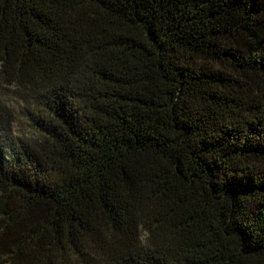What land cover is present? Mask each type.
I'll list each match as a JSON object with an SVG mask.
<instances>
[{"label": "trees", "instance_id": "1", "mask_svg": "<svg viewBox=\"0 0 264 264\" xmlns=\"http://www.w3.org/2000/svg\"><path fill=\"white\" fill-rule=\"evenodd\" d=\"M0 264H264V0H0Z\"/></svg>", "mask_w": 264, "mask_h": 264}, {"label": "rangeland", "instance_id": "2", "mask_svg": "<svg viewBox=\"0 0 264 264\" xmlns=\"http://www.w3.org/2000/svg\"><path fill=\"white\" fill-rule=\"evenodd\" d=\"M1 86V85H0ZM3 88L0 87V101L5 103L6 105H9L11 107L17 116V122H16V129L18 132H30L32 130V127L30 125V122H26V116H25V102L21 100L19 97L15 96L14 94L10 93L8 90H4V93H2Z\"/></svg>", "mask_w": 264, "mask_h": 264}]
</instances>
